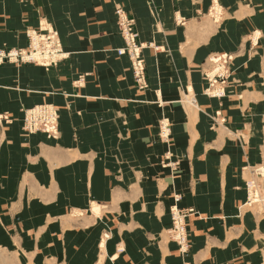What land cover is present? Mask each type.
I'll return each instance as SVG.
<instances>
[{"label":"crops","instance_id":"obj_1","mask_svg":"<svg viewBox=\"0 0 264 264\" xmlns=\"http://www.w3.org/2000/svg\"><path fill=\"white\" fill-rule=\"evenodd\" d=\"M215 1L220 19L207 15ZM215 1L0 0V47L48 25L70 52L51 66L0 64V233L14 229L31 262L60 246L78 264H264V208L242 206L249 166L264 161V0ZM117 5L146 44L145 89L116 51ZM212 52L233 54L222 98L204 93ZM41 103L58 109L57 138L22 127L23 109ZM162 117L174 170L161 163ZM174 192L197 210L184 257L166 235Z\"/></svg>","mask_w":264,"mask_h":264},{"label":"built area","instance_id":"obj_2","mask_svg":"<svg viewBox=\"0 0 264 264\" xmlns=\"http://www.w3.org/2000/svg\"><path fill=\"white\" fill-rule=\"evenodd\" d=\"M115 14L117 18L118 28L123 38V44L116 47L118 54H125L131 60V67L134 74V79L137 86L140 89L146 87L147 73L143 52V42H141L139 31L135 25V18L133 15L123 6L117 5L115 8ZM28 44L26 46H17L15 48H3L0 50V63L4 61H13L15 63L33 62L42 65H54L60 60L67 57L68 52L65 51L60 38L56 32L52 29L44 28H29L28 30ZM232 54L228 52L214 53L210 55V60L213 61L212 67L207 68L204 73L207 77V89L206 92L210 94L224 95L226 91L227 78L232 68H229V60ZM85 75L81 74L77 78L79 81H83ZM43 111V109H41ZM43 113V112H42ZM37 114L32 112L29 114L28 123L24 125L28 131H41L48 137H58L59 128L57 126L56 118L58 120V114L53 109L49 113V116ZM165 132H161L160 136L163 141L169 142L171 140L169 134V127L165 126ZM167 161L178 162L173 159L168 150L165 153ZM246 188V200L248 206H250L252 199L257 198L258 194L263 200L264 194V163H256L249 179L245 183ZM181 195L175 194L176 203L171 207V223L166 229V233L170 238L183 246V252L187 253L191 247L190 235L188 231L187 221L188 218L196 212L195 207L181 206L178 204ZM258 200H255L257 202ZM105 236H109L105 233ZM102 244V241H101ZM122 246H118V249H122Z\"/></svg>","mask_w":264,"mask_h":264},{"label":"rangeland","instance_id":"obj_3","mask_svg":"<svg viewBox=\"0 0 264 264\" xmlns=\"http://www.w3.org/2000/svg\"><path fill=\"white\" fill-rule=\"evenodd\" d=\"M215 1V0H214ZM120 4V3H119ZM219 4V3H218ZM220 6V5H219ZM214 7V8H213ZM213 9V10H212ZM223 9V8H221ZM216 12L215 10V4L213 3L211 9L209 10L208 14L210 17L212 16V18L215 19V16H214V12ZM222 10H221V15H222ZM220 19V18H218ZM54 26V25H53ZM55 27V26H54ZM3 47H8V46H2L0 48H3ZM11 47H16V46H11ZM213 53V52H212ZM212 53L210 55H212ZM233 71V69H232ZM205 75V74H204ZM206 77V76H205ZM207 81V80H206ZM206 88V87H205ZM204 93H205V89H204ZM206 94V93H205ZM207 95V94H206ZM42 104V103H41ZM52 104V103H51ZM36 105V104H35ZM54 105V104H53ZM55 106V105H54ZM32 107V106H31ZM56 107V106H55ZM27 108V107H26ZM57 108V107H56ZM24 110L25 108L23 109V118H24ZM58 110V109H57ZM5 117V115H4ZM8 118V116H7ZM23 118H22V127H23ZM9 122H10V119L8 118ZM24 129V128H23ZM60 130V128H59ZM28 133V132H27ZM30 134V133H29ZM36 134V133H35ZM60 134V133H59ZM160 138V136H159ZM161 139V138H160ZM162 141V140H161ZM171 143V141H170ZM171 149V148H170ZM173 152V151H172ZM264 162V161H262ZM163 165V164H162ZM170 168V167H169ZM170 169H173V168H170ZM174 170V169H173ZM250 177V176H249ZM248 178V177H247ZM245 178V181H244V184L246 182V179ZM177 193V192H174L173 193V198H174V194ZM182 195L183 197V194L181 192H178ZM182 200V198H181ZM180 200V201H181ZM247 204V203H246ZM248 205V204H247ZM172 206V205H171ZM170 206V207H171ZM242 206H244L245 208H253L252 206H246L242 203ZM259 208V206H257ZM91 211V214L92 215H97V216H102L103 217V214H101V205L100 204H97L96 202L92 203L90 205V210L89 212ZM81 211L79 212H74L73 214H76L78 215ZM197 212V210H196ZM195 213V212H194ZM193 213V214H194ZM192 215V214H191ZM8 219L10 221L13 220V217L12 216H9ZM56 219V218H55ZM57 220H61L60 219H57ZM14 232L15 230L14 229H11L9 227V225L7 224L6 225V228L1 231V233H4L5 234V237L3 240L4 243L2 241H0V261L1 263L0 264H78V263H73V262H65V261H61L62 259V251L60 252L61 248L60 246L59 247H52V250L51 248H49V251H40L39 249V252H38V261L37 263H34L33 261L31 262L29 260V255H30V250H29V244L27 245L26 243L24 244L23 243V240H22V244L21 246L19 247V245L15 244L13 238L11 236H14ZM112 229L111 227H104L102 229V232H101V236L103 237L105 235V233H108L109 236H105L106 238L105 239H102V246H104V241H106L110 236H112ZM1 233H0V238L3 239V237L1 236ZM167 235V234H166ZM168 237V236H167ZM169 238V237H168ZM170 239V238H169ZM12 245H11V244ZM11 245V246H10ZM191 248V247H190ZM178 249H179V246H178ZM21 250V251H20ZM123 250L120 249L119 251ZM189 252V251H188ZM187 252V253H188ZM18 253L21 254L18 255ZM41 253L43 254V256L41 255ZM187 253H184V254H181L180 251H179V254H181L183 257L187 254ZM43 257H46V260H43ZM89 264V263H87ZM185 264H188L187 262Z\"/></svg>","mask_w":264,"mask_h":264},{"label":"bare ground","instance_id":"obj_4","mask_svg":"<svg viewBox=\"0 0 264 264\" xmlns=\"http://www.w3.org/2000/svg\"><path fill=\"white\" fill-rule=\"evenodd\" d=\"M214 4H215V10H216V12H214V16H215V19H218V18H221V6H219V4H218V2H214ZM214 8V7H213ZM213 10V9H212ZM177 20H181V17H179V16H177ZM135 25H136V22H135ZM39 28H44V29H52L54 32H56L57 34H58V32L52 27V26H48V25H41ZM38 28V29H39ZM137 28V27H136ZM29 30V29H28ZM28 30H27V33H28ZM138 30V29H137ZM255 37H256V39H258V31H256L255 32ZM58 36H59V34H58ZM27 37H28V35H27ZM59 38H60V36H59ZM60 41H61V38H60ZM61 43H62V41H61ZM28 44V43H27ZM144 44V46H143V51H144V48H145V46H146V44L145 43H143ZM62 45H63V43H62ZM148 45H152V43H149ZM26 46V45H25ZM17 47V46H16ZM3 48H6V47H3ZM3 48H0V50L1 49H3ZM9 48H15V47H9ZM63 48L65 49V47L63 46ZM65 51H67L68 52V54H67V57L70 55V52L68 51V50H66L65 49ZM216 53H221V52H216ZM228 53H230V52H228ZM214 54V53H213ZM231 54V53H230ZM120 55V54H119ZM122 55H125V54H122ZM144 57V56H143ZM129 58V57H128ZM144 59H145V57H144ZM232 60H233V54H232V56H231V58H230V60H229V68L231 67V63H232ZM129 61H130V63H131V60L129 59ZM209 61H210V66L209 67H212V65H213V61H211L210 60V57H209ZM4 62H7V61H4ZM8 62H12V63H15V62H13V61H8ZM1 63H3V62H1ZM0 63V64H1ZM18 64V63H17ZM20 64V63H19ZM37 64H39V63H37ZM40 65H42V64H40ZM54 65H56V64H54ZM132 65V64H131ZM145 65H146V62H145ZM45 66H47V65H45ZM49 66H51V65H49ZM209 67H207V68H209ZM206 71V70H205ZM132 72H133V70H132ZM146 73H147V70H146ZM205 74V73H204ZM231 75H232V72H230V74L228 75V78H227V84H226V91H225V94L224 95H218V94H210V93H208V92H206V89H207V87L205 88V93L208 95V96H211V97H217V98H222V97H224L226 94H227V86H228V80H229V78L231 77ZM206 76V75H205ZM133 77H134V74H133ZM206 78V80H207V77H205ZM135 80V79H134ZM147 80H148V78H147ZM77 82L79 83V84H83V82H84V80L83 81H79V80H77ZM136 83V82H135ZM137 85V84H136ZM148 85H149V81H147V84H146V87L145 88H147L148 87ZM138 87V86H137ZM139 88V87H138ZM145 88H143V89H145ZM41 109H43V111L41 110ZM53 109L57 112V114L59 115V113H58V110H57V108L53 105V104H51V103H42V104H36V105H34V106H32V107H27V108H25V110H24V118H23V128H24V130L26 131V132H28V133H30V134H35V133H42L41 131H36V132H34V131H27L26 129H25V127H24V125H26L27 123H28V121H27V119H29L28 117H29V114H31L32 112H37V114H41V116L42 115H45V116H48V117H51V115L49 116V113L52 111L53 112ZM43 112V113H42ZM56 122H57V126H58V128H59V116H58V120H57V118H56ZM165 126H168L169 127V134H170V137L172 136V128H171V122H170V119L168 118V117H162L160 120H159V123H158V135L160 136V134H161V132L163 131V132H165L166 130H165ZM60 133V132H59ZM49 138H55V137H49ZM57 138V137H56ZM160 138H161V136H160ZM161 140H162V138H161ZM163 141V140H162ZM171 141V140H170ZM170 141L169 142H167V141H163L166 145H167V149H166V151L168 150V152L171 154V157L173 158V152H172V150L170 149ZM166 151L164 152V154H163V156H162V159H161V163L164 165V166H167V167H170V168H175V166L176 165H178V163H179V160H178V162H174V161H167L166 160V157H165V153H166ZM174 159V158H173ZM258 163H264V162H258ZM256 164V163H255ZM255 164H253V165H251V166H249V172H250V175H251V173H252V170H253V168H254V166H255ZM247 179H249V177L247 178ZM246 179V180H247ZM246 183V182H245ZM175 194H180V193H175ZM175 194H174V202H173V204L172 205H174L175 203H176V198H175ZM181 195V194H180ZM263 197H264V194H263ZM181 198H182V195H181V197H180V200H181ZM180 200L178 201V204L180 205ZM255 200H258L257 202H255ZM246 203H247V200H246ZM247 204H249V203H247ZM250 206H259V207H262V208H264V199L262 200L261 199V196L258 194V196H257V198L255 199V198H253L252 199V202H251V204H250ZM172 207V206H171ZM171 207H170V214H171ZM167 234V233H166ZM167 236L170 238V236L167 234ZM170 240H173V241H175L174 239H172V238H170ZM176 242V241H175ZM176 244L179 246V251H180V253L181 254H184V252H183V246L180 244V243H178V242H176ZM123 247V246H122ZM118 248V247H117ZM119 250V249H118Z\"/></svg>","mask_w":264,"mask_h":264}]
</instances>
